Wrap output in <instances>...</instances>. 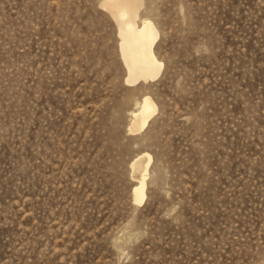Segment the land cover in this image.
<instances>
[{"label": "rangeland", "instance_id": "374dc122", "mask_svg": "<svg viewBox=\"0 0 264 264\" xmlns=\"http://www.w3.org/2000/svg\"><path fill=\"white\" fill-rule=\"evenodd\" d=\"M140 1L132 86L102 0H0V264H264V0Z\"/></svg>", "mask_w": 264, "mask_h": 264}, {"label": "bare ground", "instance_id": "6f19581e", "mask_svg": "<svg viewBox=\"0 0 264 264\" xmlns=\"http://www.w3.org/2000/svg\"><path fill=\"white\" fill-rule=\"evenodd\" d=\"M142 6L140 0H102L104 8L115 22L120 39L119 51L126 68L128 85L148 82L159 76L163 64L155 54V44L159 31L149 19L139 18ZM139 20L141 23H139ZM157 106L148 96H144L138 111L132 114L129 131L140 132L145 129L150 118L156 113ZM147 128V127H146ZM147 160V168L152 162L151 155L143 153ZM135 164H133L134 166ZM138 180L133 194L136 203H142L146 197V173Z\"/></svg>", "mask_w": 264, "mask_h": 264}]
</instances>
